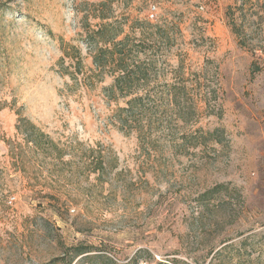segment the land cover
I'll return each instance as SVG.
<instances>
[{
  "label": "rangeland",
  "instance_id": "1",
  "mask_svg": "<svg viewBox=\"0 0 264 264\" xmlns=\"http://www.w3.org/2000/svg\"><path fill=\"white\" fill-rule=\"evenodd\" d=\"M114 33L147 69L121 91ZM83 247L264 264V0H0V264Z\"/></svg>",
  "mask_w": 264,
  "mask_h": 264
},
{
  "label": "trees",
  "instance_id": "2",
  "mask_svg": "<svg viewBox=\"0 0 264 264\" xmlns=\"http://www.w3.org/2000/svg\"><path fill=\"white\" fill-rule=\"evenodd\" d=\"M100 32V30L98 31ZM117 33H114L110 38L105 40V42H108L109 45L113 42L112 48H97V52L93 55V62L94 64L99 68H105L108 64L113 63V67L118 65L117 68L119 69V74L116 76L114 81V87L111 89V91H114V88H118L120 91L123 90L126 86H131V82H133L134 77H138V79L144 78L147 74V69L143 68L142 63L135 62L132 66L129 64L126 55L131 54L133 51L128 44V38L127 40H122L119 43H114V40L116 39ZM111 47V46H110ZM128 50V51H127ZM116 54L118 55V58H116ZM143 101L142 97H136L128 101V109L123 108L122 110L128 112V118L132 115V112L136 111V108H139L140 102ZM17 129L20 133L24 134L27 137L28 141L34 140L32 136V133L36 131L38 128L37 126L24 119L21 118L19 120V123L17 125ZM30 129L33 130V132H30ZM44 136V132H41L39 134V138ZM102 168H104L102 166ZM89 252L87 248H78L76 249V264L82 259L87 257L82 256ZM142 252H146L150 254L147 250H139V254ZM104 256H98V258H102ZM106 260L108 262H111L112 264H116L115 260L113 258L106 257ZM181 263L178 259H173L172 262H166L163 260L155 261L153 264H179ZM182 264H187L185 262H182Z\"/></svg>",
  "mask_w": 264,
  "mask_h": 264
},
{
  "label": "built area",
  "instance_id": "3",
  "mask_svg": "<svg viewBox=\"0 0 264 264\" xmlns=\"http://www.w3.org/2000/svg\"><path fill=\"white\" fill-rule=\"evenodd\" d=\"M156 18V7L153 6L149 11V19L154 20Z\"/></svg>",
  "mask_w": 264,
  "mask_h": 264
}]
</instances>
